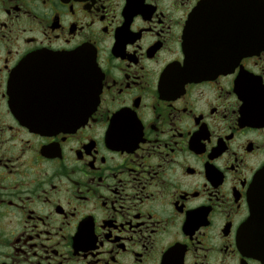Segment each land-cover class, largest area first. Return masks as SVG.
<instances>
[{
  "label": "flooded vegetation",
  "instance_id": "obj_1",
  "mask_svg": "<svg viewBox=\"0 0 264 264\" xmlns=\"http://www.w3.org/2000/svg\"><path fill=\"white\" fill-rule=\"evenodd\" d=\"M234 2L0 0V264H264L239 236L264 235V28ZM23 60L46 126L13 108Z\"/></svg>",
  "mask_w": 264,
  "mask_h": 264
},
{
  "label": "water",
  "instance_id": "obj_2",
  "mask_svg": "<svg viewBox=\"0 0 264 264\" xmlns=\"http://www.w3.org/2000/svg\"><path fill=\"white\" fill-rule=\"evenodd\" d=\"M225 4L223 6V12L225 10ZM240 6H242L240 12ZM251 6L253 10H247L246 7ZM233 10L237 15H241L243 17V21L246 20V17H250L251 15L258 16L255 21L258 24V29L262 30L264 28V9L260 3H255L252 0H237V2L233 3ZM222 13V9H221ZM205 13L203 8L200 9L199 14L196 18L190 20L189 28L193 26L194 30H199L203 28L205 22ZM205 30V27L201 30V32ZM77 55L81 57L82 68L81 72L78 70L77 73V81H78V89L76 92L77 97V106H76V114H69L70 108L68 106L65 107L66 115L57 114V118L59 119H69L72 118V122H67L66 126L78 127L85 120V116L89 115L94 109L98 101V94L100 92V77L96 76L97 72L95 67L89 69L86 64L90 61L89 55L86 50H78ZM29 79L30 75L28 73L26 67V60L19 65L17 69H15L14 73L11 76L10 87L13 92V108L15 112H17L16 116L21 119L23 124L27 126H46L33 123L31 118L34 116L32 108L29 106ZM81 81V82H80ZM39 117L48 118L54 117L53 115L49 116L47 114H41ZM248 207L250 211V215L247 220L241 226V230L243 231H251L255 228L253 225V211L255 208L254 201L249 198L248 199ZM243 243V251L244 254L248 257H254L258 254L264 255V235L256 234V233H239Z\"/></svg>",
  "mask_w": 264,
  "mask_h": 264
}]
</instances>
